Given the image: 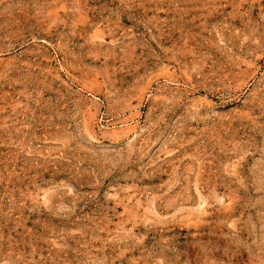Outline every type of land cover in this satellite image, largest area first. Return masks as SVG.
<instances>
[{
  "label": "rangeland",
  "instance_id": "obj_1",
  "mask_svg": "<svg viewBox=\"0 0 264 264\" xmlns=\"http://www.w3.org/2000/svg\"><path fill=\"white\" fill-rule=\"evenodd\" d=\"M0 264H264V0H0Z\"/></svg>",
  "mask_w": 264,
  "mask_h": 264
}]
</instances>
